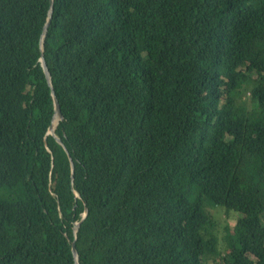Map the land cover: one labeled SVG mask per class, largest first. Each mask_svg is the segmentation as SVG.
Masks as SVG:
<instances>
[{"label":"trees","instance_id":"obj_1","mask_svg":"<svg viewBox=\"0 0 264 264\" xmlns=\"http://www.w3.org/2000/svg\"><path fill=\"white\" fill-rule=\"evenodd\" d=\"M50 7L0 0V264H264V0Z\"/></svg>","mask_w":264,"mask_h":264},{"label":"water","instance_id":"obj_2","mask_svg":"<svg viewBox=\"0 0 264 264\" xmlns=\"http://www.w3.org/2000/svg\"><path fill=\"white\" fill-rule=\"evenodd\" d=\"M53 1L54 0H50V3H51V7H50V10H49V16H48V20H47V23L45 25V28H44V36L47 34L48 32V28L51 24V21H52V17H53ZM42 51H43V42H42ZM41 63H42V67L44 69V72H45V75H46V79L48 81V84L49 86L51 87L52 89V96H53V99H54V105H55V116H54V120H53V124L50 129H49V134L50 135H55L54 131L56 130V127H57V124L61 121L64 120V117H63V114H62V111H61V108H60V104L56 98V95H55V91H54V88L52 86V80H51V74L47 68V65H46V62L44 60V57H42L41 59ZM57 141L60 142V140L58 138H56ZM71 159V158H70ZM71 163H72V167H73V162L71 160ZM88 214V209H86V213H85V216H84V219L86 218ZM80 227V224H78L75 228V233L77 232L78 228ZM73 254H74V258H75V264H80L79 263V259H78V252H77V249H76V246L73 245Z\"/></svg>","mask_w":264,"mask_h":264},{"label":"rangeland","instance_id":"obj_3","mask_svg":"<svg viewBox=\"0 0 264 264\" xmlns=\"http://www.w3.org/2000/svg\"><path fill=\"white\" fill-rule=\"evenodd\" d=\"M247 103H249V99H245ZM209 212L212 214L213 218L215 219L217 226H218V233L223 235V230L225 226L234 227L237 223V220L241 217V214L236 211H227L223 207H215L210 206L208 207Z\"/></svg>","mask_w":264,"mask_h":264}]
</instances>
